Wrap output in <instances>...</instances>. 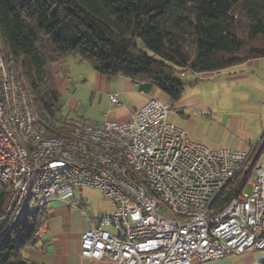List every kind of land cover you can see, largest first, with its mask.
I'll return each instance as SVG.
<instances>
[{"label": "built area", "instance_id": "2783aa9c", "mask_svg": "<svg viewBox=\"0 0 264 264\" xmlns=\"http://www.w3.org/2000/svg\"><path fill=\"white\" fill-rule=\"evenodd\" d=\"M109 99L122 104L116 93ZM170 109L150 98L128 121L80 122L70 137L44 136L22 81L0 56V183L10 188L0 246L31 200L80 208L76 190L94 188L113 210L89 219L86 258L197 264L264 250V153L244 187L222 200L254 151L209 149L168 121ZM45 224L43 217L36 240Z\"/></svg>", "mask_w": 264, "mask_h": 264}, {"label": "trees", "instance_id": "16d2710c", "mask_svg": "<svg viewBox=\"0 0 264 264\" xmlns=\"http://www.w3.org/2000/svg\"><path fill=\"white\" fill-rule=\"evenodd\" d=\"M0 56L22 81L43 135L70 137L78 121L60 115L54 63L77 56L101 75L151 84L177 100L191 83L188 71L264 57V0H0ZM262 153L254 151L222 200L244 187ZM9 197L0 183V233ZM47 210L16 225L0 246V264H38L25 254Z\"/></svg>", "mask_w": 264, "mask_h": 264}, {"label": "crops", "instance_id": "0c3cea01", "mask_svg": "<svg viewBox=\"0 0 264 264\" xmlns=\"http://www.w3.org/2000/svg\"><path fill=\"white\" fill-rule=\"evenodd\" d=\"M70 58L78 64L85 62L80 57L74 56L62 59L51 66L61 97L69 92L71 79L67 76L61 77V74L65 75L69 72L72 66ZM188 74H191L192 78H187V81L191 83L186 85L179 99L173 100L154 85L140 84L121 75L109 76L97 72L96 84L94 88H90L92 102L98 99L100 102L106 100L110 104L109 95L116 93L122 100L121 105H125L127 98L136 95V92L139 94V101L134 102L126 112L113 119L93 123L128 121L137 109L150 98H155L171 106L168 121L184 129L193 141L212 150L231 148L255 151L262 148L264 153V57L248 59L218 72L188 71L183 76L184 79ZM87 82L83 79L80 86ZM80 122L92 121L79 120L78 123ZM83 190L84 188L76 190L73 199V202L82 203L80 208L71 206L70 201L52 200L49 202L44 234L27 249L25 254L30 262L112 264L89 259L82 255L81 236L91 226L89 219L99 214L111 213L113 210L108 201L109 206H106L104 210H96L83 195ZM252 251L235 255L238 257L234 261L239 264H244L242 261L264 262V253L257 254L254 258L249 254ZM231 257L197 264H228L230 262L234 264Z\"/></svg>", "mask_w": 264, "mask_h": 264}, {"label": "rangeland", "instance_id": "374dc122", "mask_svg": "<svg viewBox=\"0 0 264 264\" xmlns=\"http://www.w3.org/2000/svg\"><path fill=\"white\" fill-rule=\"evenodd\" d=\"M70 59L72 61V66L69 69V72H67L65 75L61 74V77L67 76V78H70L71 83L69 85V92L65 96H62L63 110L60 115L68 116L69 119H72L74 121L90 120L92 122H98L105 119H113L117 115L123 114L124 112H126L128 107L133 105L134 102L139 101V94L138 92H136V95H132L131 97L129 96L126 100L125 105L121 106H117L111 103L108 104V101L106 100L100 102V100L97 99L92 102V91L90 90V88H94V85L96 84V70L88 61L78 64L74 59ZM190 75L191 74H188L185 79H191L192 77H190ZM83 79L88 82L85 85L80 86L82 85ZM75 101H77L78 103ZM83 195L98 211H102L106 206H109V203L104 199L101 192L98 190L84 188ZM38 205V201L31 200L29 204V212H33L38 207ZM109 211H111V209H109ZM168 217H172V215H168ZM261 253H264V250H253L249 254L253 255L255 258L257 257V254ZM237 257L238 256L233 255L230 258L234 264H239L234 261V259H236ZM242 262H244V264H261L257 263V260L252 263L246 261ZM228 264H232V262Z\"/></svg>", "mask_w": 264, "mask_h": 264}]
</instances>
